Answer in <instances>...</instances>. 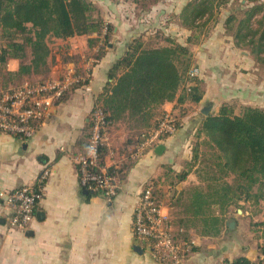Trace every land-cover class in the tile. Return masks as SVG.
Returning a JSON list of instances; mask_svg holds the SVG:
<instances>
[{
  "label": "crops",
  "instance_id": "obj_1",
  "mask_svg": "<svg viewBox=\"0 0 264 264\" xmlns=\"http://www.w3.org/2000/svg\"><path fill=\"white\" fill-rule=\"evenodd\" d=\"M90 1L98 10L102 9L98 6L100 1ZM190 1L167 6V10L165 4L157 0L148 11L149 14H155L156 11L178 9L176 18L180 22V29L185 31L180 14ZM107 10L119 11V7L114 4ZM154 17V26L162 28L165 37L187 45V36L185 42L181 41L174 34V28H171L174 24L169 26L170 19H166L168 21L165 23L166 20L162 22L159 15ZM104 20L114 25L112 18ZM114 33V40L100 59L95 55L101 42L94 48L89 45L90 38H96L97 35L60 40L68 54H64L62 60L57 59L58 63L52 66L50 76H54L57 69L62 71L60 77L70 70H78L79 74L90 75L92 91L75 89L69 93L65 100L55 105L51 116L29 140L0 131V190H15L24 185L37 186L39 180L47 174L43 184V198L36 206L35 219L27 232L23 233L10 226L11 210L0 199V264H160L153 258L149 248L135 238L134 208L144 188L152 182L160 192H170L168 189L171 187L163 184L169 171L182 173L184 162L191 161L195 135L205 118L218 114L223 107L227 88L225 81L214 80L210 76L212 67L203 52L200 51L196 56L193 50L195 69L199 72L198 77L202 79L205 90L203 100L198 104L190 101L179 103L176 100L156 110L157 115L173 114L180 120V127L174 135L165 139L158 136L157 131L152 133L151 139L147 140L148 145L143 147L142 144L136 153L128 152L135 136L133 127L126 125V122L131 124L129 120L112 122L106 135L104 165L113 171L119 192L113 200L91 193L80 185L76 158L80 155L79 141L90 127L98 98L112 81L109 72L116 61L125 55L132 42L122 34L120 26H115ZM234 47V53L238 55L233 62L236 70L234 75L238 77L241 69L248 67L255 69V72L264 70V64L257 62L253 55L235 44ZM53 59L54 54L51 57ZM8 68L11 72H17L20 61L11 60ZM218 75L221 77V72ZM242 77H238L236 96L241 94L237 92L245 82ZM40 80V76H29L21 85ZM247 81L253 98L250 97V101L258 102V105L247 106L264 110V94L256 96L260 83L252 76ZM181 94L182 91L178 97ZM155 120L157 116L152 122ZM159 145L165 146L163 154L156 153ZM198 185H201L199 179L190 174L186 180L176 184L174 189L179 195L185 193L188 204L186 192ZM165 209L169 211L168 207ZM260 209L263 211L258 210L254 215L239 208H230L226 214L216 210L214 215L224 220L221 233L216 237L203 236L201 226L185 223L184 226L176 227L172 221L175 234L187 233L188 239L194 243L184 264H226V261L242 256L253 262L258 261L262 240L257 238L256 233L246 231L245 227L246 222L254 218L255 222H264V207ZM182 214L184 220L193 218V214L186 209ZM228 222L235 223L233 229L228 227ZM28 232H32V235L28 236Z\"/></svg>",
  "mask_w": 264,
  "mask_h": 264
},
{
  "label": "trees",
  "instance_id": "obj_2",
  "mask_svg": "<svg viewBox=\"0 0 264 264\" xmlns=\"http://www.w3.org/2000/svg\"><path fill=\"white\" fill-rule=\"evenodd\" d=\"M229 1L191 0L180 14L182 26L194 32ZM245 1L250 5L237 25L235 46L250 48L258 62L264 64L263 24L259 28L253 25L263 9L261 0ZM132 2L148 11L157 0ZM95 12L99 13V10L90 0H0L1 88L8 91L19 87L29 76H40L39 82L45 81L43 77L50 75L54 65L50 39L66 41L76 36L97 35L90 38L89 45L94 48L101 42L95 55L100 59L114 40L115 26L102 17L94 16ZM235 20L234 16L229 17L225 27L233 28ZM163 42L165 44L149 47L144 38L134 39L125 55L111 68L109 77L112 81L98 98L97 106L104 111L110 123L123 119L130 123L140 121V146L159 129L164 119L166 113L157 115L156 110L176 100L198 104L205 95L202 79L191 76L195 68L192 46L197 41L191 35L187 45L171 37H165ZM11 60L20 61L17 72L9 70ZM180 91L182 94L178 97ZM156 116L157 120L152 122ZM180 124L176 118L177 129ZM92 128L91 122L79 141L80 155L89 151ZM168 137L161 135L163 139ZM194 141L191 162L193 167L198 163L202 165L197 170L201 185L186 192L188 204L185 209L193 214V218L183 222L201 226L203 236L216 237L220 235L224 221L214 215L216 210L226 214L230 208L240 206L239 209L244 211L242 204L260 205L264 201V110L246 107L237 115L232 106L224 104L218 114L205 118ZM202 147H206L205 152ZM106 153L103 145L100 148L102 165ZM110 172L113 173L111 169ZM188 175L185 172L181 174L180 182ZM155 194L160 201L157 187ZM184 195L182 192L180 200ZM256 226L262 240L259 260L253 262L242 256L226 261V264H264V222ZM176 236L188 239L187 233Z\"/></svg>",
  "mask_w": 264,
  "mask_h": 264
},
{
  "label": "built area",
  "instance_id": "obj_3",
  "mask_svg": "<svg viewBox=\"0 0 264 264\" xmlns=\"http://www.w3.org/2000/svg\"><path fill=\"white\" fill-rule=\"evenodd\" d=\"M191 76H199L195 68ZM75 87L91 92L90 75L69 71L60 78L24 83L8 91L0 86V131L22 140L31 139L51 116L55 105ZM110 125L104 111L96 106L92 113L89 151L76 158L80 185L107 200H113L119 192L115 175L108 167L100 164V148L106 145ZM176 132V118L166 113L157 135L172 136ZM148 141L142 146L148 145ZM46 175L37 186L24 185L15 190H0L2 203L11 210L9 224L12 228L23 233L30 229L35 219L36 206L43 198ZM133 226L135 238L149 248L153 258L160 264H184L192 251V241L177 238L170 215L155 194L153 182L144 188L138 198Z\"/></svg>",
  "mask_w": 264,
  "mask_h": 264
},
{
  "label": "rangeland",
  "instance_id": "obj_4",
  "mask_svg": "<svg viewBox=\"0 0 264 264\" xmlns=\"http://www.w3.org/2000/svg\"><path fill=\"white\" fill-rule=\"evenodd\" d=\"M98 1H100V3H98V6H100L102 9L99 10V13L95 12L94 16L99 18L103 16L104 19L112 18L114 22V26H120V29H122V34L126 36V39H130V41H133L134 39L142 37L146 42H148L149 47L160 46L161 44H163L162 41H164L165 38L164 34L161 32L162 28L154 26L155 22L154 21L152 22L153 18H155L154 16L159 15L162 22H165L166 19H170L171 21L168 22L169 26L170 24H172V26L174 24V27L171 28H174L173 29L175 30L174 34L180 37L179 39H181V41L185 42L186 40L185 37L187 36L186 38H189L191 35L193 36V40L197 41L196 44L192 46V50H194L196 56L199 55L200 51L203 52L205 58H207V60L210 61L209 64L212 67L209 73L210 76L214 80L221 79L222 81H225V85L227 88V90H225L226 93L224 97L226 99L225 104L232 106L237 115L241 114L245 110V108L248 107L247 105H258V102L250 101V97L251 99L253 98L252 96H250L251 87L249 88V86H247L248 85L247 80L249 77L251 78L252 76L255 78L257 82L260 83L258 85L260 87V90L256 89V93H257L256 96L261 97V95L264 94L263 69H259L256 72L255 69L252 70V68L249 67L247 69H241L239 76L243 75L242 81L245 80V82L241 85L242 89H240V91L237 92V93L241 92V94L239 96L235 95L237 89L236 86L239 77L234 75V72H236V70L234 69V64H233V62L238 56L235 55L234 53L235 32L239 21L245 17V13L248 9V6L250 5V4L246 5L245 0H230L229 3L223 5L221 9L214 11L213 15H211L208 18V21L205 24H204L205 21L203 20L202 24L204 25L201 24L202 26H200V28L195 29L194 32L189 30L187 31L186 28L185 31L183 30V28H181L182 30L180 29L179 27L180 22L176 18L177 17L176 11H178V9L175 10L173 8V10L171 11H161V12L156 11L154 12L155 14H149L150 10L149 11L142 10V7H140V5L139 6L135 4L133 5L132 0H98ZM161 1L163 5L165 4L164 8L168 10L167 6L172 7L173 4H178L180 1H183L186 4L189 0H161ZM114 4L115 6L119 7V11L107 10L110 9V7H113ZM260 4L263 9L262 12L255 18L253 25L255 28H259L260 24H263L262 29H264V0H261ZM231 16H234L236 20L233 23V28L227 29L225 27L226 21ZM167 21L168 20H166L165 23H167ZM59 41L60 40H56V39L49 40V46L52 50L51 52L52 54H54V59H53L54 65H57L58 58L62 60V58H64V54H68V52L65 51V46L62 45ZM243 50L253 55L250 48L245 47V49ZM253 56L251 58H253ZM256 61L258 62L257 59ZM196 71L197 74L199 75L197 69ZM219 72H221L222 74L221 77L220 75H218ZM254 72H255V76H254ZM55 73L56 74L54 76L49 75L47 77H43V79H45L46 81L49 79L60 77L62 71L57 69ZM126 125L127 127L128 126L133 127L132 130L135 133L134 134L135 136L133 137L134 140L133 139L131 140L132 145L131 147H129L130 150H128V152L133 151L134 153H136L138 151V147L140 146L139 145L140 134H141L140 121H135L130 125L126 122ZM194 142L195 141H193V144ZM193 146L194 145H192V148ZM201 149L203 152L206 151V147H202ZM192 156H193V151H192ZM184 168L185 169L183 170L182 173H174L172 170L169 171L166 177V181L163 184L171 187L170 189H168L170 192L167 193L160 192L161 201L165 207H168L169 211L167 210V212L169 213L170 218L176 227L185 225L183 222L184 219H182L183 218L182 212L183 210H185L187 203L185 201L186 196H183L182 200H180L181 195H179L178 192H175L174 189L175 185L180 182V175L183 174L184 172L189 173V175L193 174L195 178H198L200 180V176L197 170H199V168H202V165L198 163L195 164V167H193V162L185 161ZM242 206H244L243 212L249 211L250 214L254 215L256 214L255 212H257L258 210H260L261 212L263 211V209L260 208L262 206L264 207V201H262L260 205L242 204ZM238 208H240V206H234L231 209L236 210ZM254 220L252 219L251 222L249 220H248L249 222H246L245 230L246 231L250 230V232L252 231L256 233V236L259 239L261 234L259 232V227L256 226V224L259 222H255ZM249 223L251 226H249Z\"/></svg>",
  "mask_w": 264,
  "mask_h": 264
},
{
  "label": "water",
  "instance_id": "obj_5",
  "mask_svg": "<svg viewBox=\"0 0 264 264\" xmlns=\"http://www.w3.org/2000/svg\"><path fill=\"white\" fill-rule=\"evenodd\" d=\"M164 151H165V146L164 145H159L158 148H157V150H156V153L157 154H163ZM87 193H89V192H87ZM91 193H93V192H91ZM234 226H235V223L234 222H228V227L234 228ZM27 235L28 236L32 235V232H28Z\"/></svg>",
  "mask_w": 264,
  "mask_h": 264
}]
</instances>
